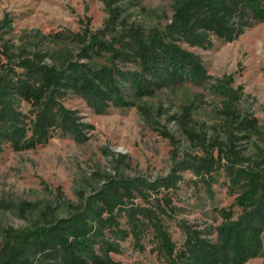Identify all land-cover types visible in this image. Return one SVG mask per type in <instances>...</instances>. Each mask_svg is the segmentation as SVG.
<instances>
[{
	"label": "trees",
	"instance_id": "16d2710c",
	"mask_svg": "<svg viewBox=\"0 0 264 264\" xmlns=\"http://www.w3.org/2000/svg\"><path fill=\"white\" fill-rule=\"evenodd\" d=\"M102 1L109 13L105 28L93 31L86 25L78 31L68 29L52 36L77 43L80 55L91 59L105 51L109 63L94 67L57 53L51 54L48 62L46 53L25 49L16 52L8 41L2 42L0 149L5 143L15 150L34 148L58 130L86 139V122L63 103L66 94L78 93L102 112L111 104H135L121 80L129 83L133 96L138 98L186 78L205 80L208 74L200 55L181 41L208 47L212 35L232 40L255 21L264 19V0H175L171 21L164 28L147 31L142 25L122 26L106 39L109 25L121 15L124 0ZM117 60L137 67L123 69ZM225 96V140L215 139L210 146L203 143L204 155L176 162L171 172L153 180L142 175H109L102 186L83 194L64 216L57 217L44 209L40 219L29 226L2 228L0 264H122L113 257V253L123 250L121 240L131 235L134 245L143 250L148 231L154 242L151 251L168 264H240L264 251V148L259 147L258 158L250 160L236 144L258 129L257 119L241 114L234 106L233 95ZM23 102L30 105L28 112L21 108ZM137 107L151 113L148 107ZM179 120L184 123V119ZM160 133L175 142L168 130ZM222 165L231 185L239 191L233 204L217 210L222 218L216 226L217 239L204 236L201 229L183 220L180 228L185 239L178 245L166 223L174 210L169 190L181 179L178 171L191 168L197 174L211 175ZM13 205L24 214L31 203ZM235 205L241 208L237 217ZM122 216L127 228L121 225Z\"/></svg>",
	"mask_w": 264,
	"mask_h": 264
},
{
	"label": "rangeland",
	"instance_id": "374dc122",
	"mask_svg": "<svg viewBox=\"0 0 264 264\" xmlns=\"http://www.w3.org/2000/svg\"><path fill=\"white\" fill-rule=\"evenodd\" d=\"M174 1H121V15L109 25L104 38L111 39L122 26L142 25L147 31L164 28L171 21ZM108 18L102 0H0V46L6 40L16 52L25 49L46 53L48 62L51 54L57 53L99 67L109 63L107 52L100 51L92 59L81 56L77 43L56 39L52 34L78 31L86 25L97 31L106 27ZM181 44L200 55L207 79L179 80L141 98L133 96L129 83L121 80L135 104H111L102 112H97L82 95L69 92L62 101L86 122V139L58 130L34 148L15 150L8 143L3 145L0 231L31 225L44 209L57 217L66 215L83 194L102 186L109 175H142L153 180L171 172L176 162L204 155L203 143L210 146L213 140L226 138L227 119L222 112L226 93L233 95L234 106L241 114L257 119L258 129L236 144L250 160L258 158L259 147L264 148V19L255 21L232 40L212 35L208 47L184 41ZM117 64L123 69L137 67L120 60ZM137 105L150 108L151 113H143ZM21 108L28 112L30 105L23 102ZM164 129L174 135L175 142L160 133ZM178 173L181 179L169 190L174 210L166 219L172 238L178 245L183 243L185 234L180 223L186 220L215 241L216 226L222 220L217 210L235 202L238 187L231 185L223 165L211 175L197 174L191 168ZM22 201L31 203L24 214L13 205ZM234 210L237 217L241 208L235 205ZM121 225L127 228L124 216ZM2 240L0 233V243ZM143 241L146 247L139 250L129 235L121 240L122 252L113 253V257L122 264H168L151 251V231ZM240 264H264V251Z\"/></svg>",
	"mask_w": 264,
	"mask_h": 264
}]
</instances>
